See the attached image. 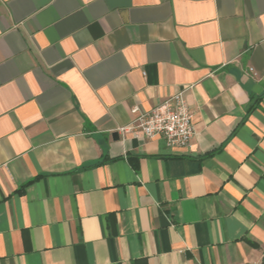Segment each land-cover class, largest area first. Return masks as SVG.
I'll return each mask as SVG.
<instances>
[{"label":"crops","instance_id":"crops-1","mask_svg":"<svg viewBox=\"0 0 264 264\" xmlns=\"http://www.w3.org/2000/svg\"><path fill=\"white\" fill-rule=\"evenodd\" d=\"M184 90L188 148L119 133ZM263 257L264 0H0V264Z\"/></svg>","mask_w":264,"mask_h":264},{"label":"built area","instance_id":"built-area-1","mask_svg":"<svg viewBox=\"0 0 264 264\" xmlns=\"http://www.w3.org/2000/svg\"><path fill=\"white\" fill-rule=\"evenodd\" d=\"M253 71V70H251ZM137 117L119 133L138 138L163 139L170 148H188L195 137L194 115L185 98V90L174 94L148 112L133 111Z\"/></svg>","mask_w":264,"mask_h":264},{"label":"trees","instance_id":"trees-1","mask_svg":"<svg viewBox=\"0 0 264 264\" xmlns=\"http://www.w3.org/2000/svg\"><path fill=\"white\" fill-rule=\"evenodd\" d=\"M251 244L255 246L254 243H251ZM134 264H136V263H134ZM261 264H264V257H263V260H262V263Z\"/></svg>","mask_w":264,"mask_h":264}]
</instances>
